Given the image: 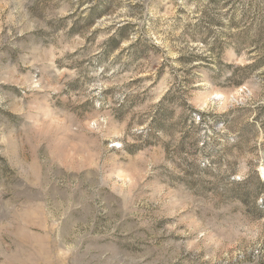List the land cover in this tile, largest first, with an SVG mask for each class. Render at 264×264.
<instances>
[{"label":"rangeland","instance_id":"1","mask_svg":"<svg viewBox=\"0 0 264 264\" xmlns=\"http://www.w3.org/2000/svg\"><path fill=\"white\" fill-rule=\"evenodd\" d=\"M264 0H0V264H264Z\"/></svg>","mask_w":264,"mask_h":264},{"label":"bare ground","instance_id":"2","mask_svg":"<svg viewBox=\"0 0 264 264\" xmlns=\"http://www.w3.org/2000/svg\"><path fill=\"white\" fill-rule=\"evenodd\" d=\"M262 174H263V176H264V169L262 170Z\"/></svg>","mask_w":264,"mask_h":264}]
</instances>
